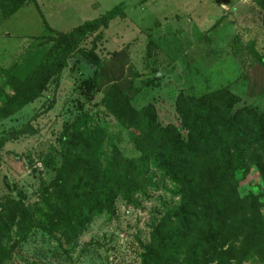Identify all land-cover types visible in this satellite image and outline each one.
<instances>
[{
  "label": "trees",
  "instance_id": "trees-1",
  "mask_svg": "<svg viewBox=\"0 0 264 264\" xmlns=\"http://www.w3.org/2000/svg\"><path fill=\"white\" fill-rule=\"evenodd\" d=\"M30 1L35 2L0 0V21ZM259 5L264 25V0ZM123 15L118 4L66 32L44 22L50 32L45 54L23 76L1 70L0 121L39 98L49 82L57 84L70 61L90 66L79 87L91 98L103 64L97 41L110 20ZM97 30L91 46L81 47ZM153 75L136 74L132 87L141 90ZM239 102L225 86L199 95L179 92V125H162L152 104L136 108L131 97L111 84L101 104L126 129L134 154L112 146L102 159V125L82 119L64 124L58 136L61 161H47L52 177L42 182L34 202L3 176L8 193L0 198V264H18L14 250L34 228L62 245L71 244L94 217L113 211L116 198L130 200L153 186L156 172L175 186L179 201L152 227L142 264H240L248 253L264 264V189L240 190L239 176L247 157L255 158L264 184V156L259 153L264 151V108L236 106Z\"/></svg>",
  "mask_w": 264,
  "mask_h": 264
},
{
  "label": "rangeland",
  "instance_id": "rangeland-1",
  "mask_svg": "<svg viewBox=\"0 0 264 264\" xmlns=\"http://www.w3.org/2000/svg\"><path fill=\"white\" fill-rule=\"evenodd\" d=\"M128 11L110 20L97 41L103 59L97 73V88L88 98L79 84L90 73V66L70 61L58 77L49 82L42 95L12 116L0 121V198L8 189L3 176L34 202L40 185L47 183L51 158L61 161L58 136L66 123L85 120L99 123L106 132L102 159L112 146L125 155L135 152L124 126L101 104L111 84L131 97L136 108L152 104L162 125H179L175 98L179 92L199 95L217 87H228L240 97L236 106L264 108V25L260 0H125ZM137 1V6H131ZM52 3H57L53 0ZM104 2L78 20L56 23L57 8L47 20L55 30L98 18L118 4ZM56 9V10H55ZM85 21H82L84 20ZM220 20V21H219ZM34 2L19 7L0 21L1 70L11 69L19 76L45 54L50 42ZM218 22V24H217ZM80 43L89 48L93 36ZM46 44V45H45ZM153 72V79L141 90L132 87L136 74ZM52 102V105H48ZM30 128L21 130L24 128ZM264 156V151H259ZM255 158L239 174L240 190L259 192L264 184ZM153 186L127 198L118 197L111 213L94 217L84 231L68 245L34 228L14 250L18 264H142L143 247L152 227L167 208L177 205L175 186L158 172ZM11 195H15L14 192ZM264 214V207H263ZM240 264H261L248 253Z\"/></svg>",
  "mask_w": 264,
  "mask_h": 264
},
{
  "label": "crops",
  "instance_id": "crops-1",
  "mask_svg": "<svg viewBox=\"0 0 264 264\" xmlns=\"http://www.w3.org/2000/svg\"><path fill=\"white\" fill-rule=\"evenodd\" d=\"M34 1H35L34 6L38 10L41 19L44 20L49 25H50L49 23L50 21H48L47 18L48 16L52 17L54 12L53 10H51V7L57 8L56 11L57 16L55 17V22L61 24H65L67 22H71L74 20L76 21L78 20L77 18H79V16L86 14L85 9H82L81 6L88 7L92 10H97V8L104 5L102 4L104 2H108L107 4L109 3L113 4L116 2V4H120L121 6L126 7L125 0H57V3H52L53 0H34ZM131 6H137V1L132 3ZM124 11L126 14L128 13L126 9ZM46 15L48 16L46 17ZM82 21H85V19ZM50 27L52 26L50 25ZM58 31L66 32L63 31L62 29H58Z\"/></svg>",
  "mask_w": 264,
  "mask_h": 264
}]
</instances>
